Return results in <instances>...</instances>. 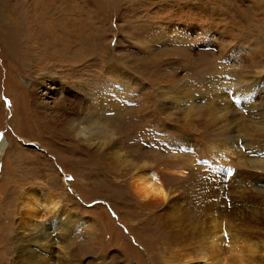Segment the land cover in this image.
<instances>
[{
  "label": "rangeland",
  "instance_id": "374dc122",
  "mask_svg": "<svg viewBox=\"0 0 264 264\" xmlns=\"http://www.w3.org/2000/svg\"><path fill=\"white\" fill-rule=\"evenodd\" d=\"M255 79L264 0H0V264H211L239 221L264 254V115L228 86ZM88 109L101 149L55 120ZM143 164L166 201L134 193ZM27 189L58 210L26 217Z\"/></svg>",
  "mask_w": 264,
  "mask_h": 264
},
{
  "label": "bare ground",
  "instance_id": "6f19581e",
  "mask_svg": "<svg viewBox=\"0 0 264 264\" xmlns=\"http://www.w3.org/2000/svg\"><path fill=\"white\" fill-rule=\"evenodd\" d=\"M257 84L260 85L261 80L258 81L257 79H255L252 81H247L246 84H242L240 86H238V83H229L228 86L231 87L230 90L231 93H233L234 96L237 97V102L239 101L241 102L239 103L241 106L251 109L256 108L258 106V109L256 110L257 111L262 110V114L264 115V92L258 89ZM118 87L122 90L125 88V86L123 88L122 85H118ZM258 94L263 95V100L259 105L254 103V99L256 98V96H258ZM55 120L59 122L61 126L65 124L72 126L71 128L75 131L76 135L80 136V138L87 144V147H95V148L98 147L99 149H101L102 147L108 145L109 140L107 139V134L104 133L105 131L103 129V126L99 123L98 119L90 111V109L82 111V115H78L73 118L59 119L56 117ZM4 149H5L4 140H1L0 153H2ZM259 151L261 150H259L258 148L257 150H255V153L253 154V161L255 162L256 159V163H255L256 171L259 170L260 172L264 173V159L262 157L264 156V154L263 153L261 154ZM118 156L119 154L116 153L111 154V157L114 158L117 157L115 163L118 164L120 167H126L128 165L132 167L135 166V165H131L127 159L119 160ZM254 162L246 166L251 168ZM144 166L145 165L143 164L142 167H138V170H136V173H134L133 175L134 180L132 182L135 183L133 188L134 193L137 194L138 198H140L145 202L153 201L156 199L166 201L168 199V195L164 186L158 180L157 174L152 170L145 169ZM258 175H261V173ZM256 178H257V182L259 183L260 178L257 176ZM258 186L262 187V185L259 184ZM38 191L34 189H27L23 192L21 196V206H22L21 210H23V213L25 214L26 217L30 216L32 220L34 219L38 220V217L40 216V214L38 213L43 208V205L40 204L41 200L44 201V203L46 204L52 205L53 208L51 209L53 210H58L59 208V204L55 200V198L44 194H40ZM261 200L262 199L259 200L258 206H260L261 202L262 203L264 202V200L262 201ZM61 220H64V217H61ZM82 222L85 223L84 221ZM33 223L34 222H32L31 224ZM60 224L62 225L61 222L59 223L51 222L49 225L53 229H56L57 227L60 226ZM39 232L41 234V237L37 236L38 238H40L38 243L45 244V241L47 240L46 232L43 228H41ZM232 232H233L232 230L228 231V235H227L228 241L222 240V237H219V235L215 233L205 244L202 245L200 244L194 250V257L198 256L199 258H193V260L196 262L202 261L211 264H233L232 262H237L238 264H242V263L264 264V254L261 255L258 254V249H257L259 247L258 242L253 240L252 237L251 238L247 237L248 232H246V230L242 228V226H240V221L235 232L234 233ZM223 236L226 237L225 233ZM34 241L37 242V239ZM261 242L263 243L262 246L264 247V240ZM211 258L217 260L214 261Z\"/></svg>",
  "mask_w": 264,
  "mask_h": 264
}]
</instances>
